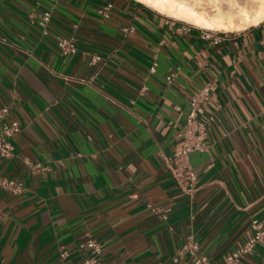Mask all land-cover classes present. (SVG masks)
<instances>
[{"label": "crops", "instance_id": "1", "mask_svg": "<svg viewBox=\"0 0 264 264\" xmlns=\"http://www.w3.org/2000/svg\"><path fill=\"white\" fill-rule=\"evenodd\" d=\"M42 9L46 34L29 17ZM224 32L214 44L138 0H0V108L20 125L0 174L23 186L0 187V264H82L86 236L102 245L100 264H172L190 234L199 255L227 264L251 219L264 229V21ZM205 84L215 119L207 149L188 156L199 180L189 196L166 158ZM233 264H264V238Z\"/></svg>", "mask_w": 264, "mask_h": 264}, {"label": "built area", "instance_id": "2", "mask_svg": "<svg viewBox=\"0 0 264 264\" xmlns=\"http://www.w3.org/2000/svg\"><path fill=\"white\" fill-rule=\"evenodd\" d=\"M111 7L112 4L107 3L97 8L96 11L103 18H109ZM29 17L31 18V22L37 23L40 26L43 34L47 33V26L51 17V11L49 9L31 12ZM127 30L132 31V27H129ZM201 30L202 37L211 39L214 44L220 42L226 33L224 31H212L202 28ZM57 48L59 52L64 55L73 53L76 50L72 37L60 39L57 42ZM103 63L104 58L101 55L96 53L89 55L88 64L90 66H95L97 68L96 70H98ZM156 65L157 63L155 61L151 63L149 67L150 73L155 72ZM173 78V73L168 74L165 76V81L171 82ZM209 96L210 86L208 84L201 86L191 94L181 137L176 142L171 155L166 158L168 167L176 184L189 196H192L197 190L199 180L197 174L188 163V156L191 152L204 151L207 149V126L215 119L214 113H207L203 107L204 103L209 99ZM218 106L220 107V105ZM9 108L8 105L0 108V160L10 158L14 155L10 137L20 130L18 121L7 120ZM26 165L31 172L48 169L47 166L41 163L26 161ZM0 187L11 193H19L23 189L22 182L2 177L1 174ZM250 227L252 229V234L246 241L238 248L227 253L225 257L227 264L240 261L243 256L250 254L254 250L258 242L263 240L264 229L262 222L253 218L250 221ZM77 247L80 251L86 253L82 264H100L102 245L96 239L91 236H86L79 240ZM58 254L62 259L67 257L68 252L64 245L59 246ZM184 255L192 259V264H211V261L206 256L198 254V242L191 234L185 238L177 255L172 258V264H179L181 257Z\"/></svg>", "mask_w": 264, "mask_h": 264}, {"label": "bare ground", "instance_id": "3", "mask_svg": "<svg viewBox=\"0 0 264 264\" xmlns=\"http://www.w3.org/2000/svg\"><path fill=\"white\" fill-rule=\"evenodd\" d=\"M172 18L212 31L241 30L264 21V0H138Z\"/></svg>", "mask_w": 264, "mask_h": 264}, {"label": "rangeland", "instance_id": "4", "mask_svg": "<svg viewBox=\"0 0 264 264\" xmlns=\"http://www.w3.org/2000/svg\"><path fill=\"white\" fill-rule=\"evenodd\" d=\"M143 4V3H142ZM166 15V14H165ZM176 19V18H175ZM177 20H180V19H177ZM180 21H182V22H184V23H187V22H185V21H183V20H180ZM187 24H189V23H187Z\"/></svg>", "mask_w": 264, "mask_h": 264}]
</instances>
